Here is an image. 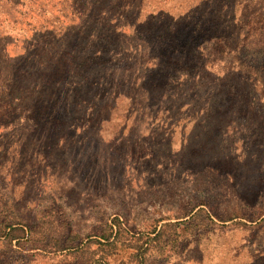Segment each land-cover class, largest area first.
<instances>
[{
    "label": "rangeland",
    "instance_id": "374dc122",
    "mask_svg": "<svg viewBox=\"0 0 264 264\" xmlns=\"http://www.w3.org/2000/svg\"><path fill=\"white\" fill-rule=\"evenodd\" d=\"M0 264H264V0H0Z\"/></svg>",
    "mask_w": 264,
    "mask_h": 264
},
{
    "label": "trees",
    "instance_id": "16d2710c",
    "mask_svg": "<svg viewBox=\"0 0 264 264\" xmlns=\"http://www.w3.org/2000/svg\"><path fill=\"white\" fill-rule=\"evenodd\" d=\"M200 205H206V206H208V204H206V203H200ZM201 210H205L204 207H201ZM208 210H209V211L206 212L208 217H210V218H216V219H218V220H220V221L224 220V219H222V217H221L218 213H216V211H214L211 207H210ZM210 218H209V219H210ZM230 218H231V219H234V218H243V219H246V215L243 214V213H239V214L231 215ZM210 220H211V219H210ZM212 223H214V222L212 221ZM9 227H11V225H10Z\"/></svg>",
    "mask_w": 264,
    "mask_h": 264
}]
</instances>
